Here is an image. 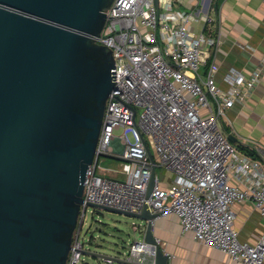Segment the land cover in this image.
<instances>
[{
  "label": "built area",
  "instance_id": "2783aa9c",
  "mask_svg": "<svg viewBox=\"0 0 264 264\" xmlns=\"http://www.w3.org/2000/svg\"><path fill=\"white\" fill-rule=\"evenodd\" d=\"M175 6L177 0H158V5L114 0L106 12L97 42L113 50L115 87L85 177L67 264H80L89 252L81 232L93 203L133 212L149 205L158 217L175 215L184 232L238 264H264V236L254 243L240 240L234 209L249 201L264 216V147H257L258 157L240 150L220 122L228 109L250 97L264 74V55L249 74L229 69L228 88H222L213 56L221 34H207L204 25L197 32L191 24L206 25L211 18ZM120 127L124 133L116 135ZM103 155L121 159L118 167L107 168L120 176L100 171ZM158 166L171 174L167 186ZM137 229L145 233V226ZM101 256L106 263L116 260ZM123 261L155 264L156 251L142 236L130 244Z\"/></svg>",
  "mask_w": 264,
  "mask_h": 264
},
{
  "label": "water",
  "instance_id": "95a60500",
  "mask_svg": "<svg viewBox=\"0 0 264 264\" xmlns=\"http://www.w3.org/2000/svg\"><path fill=\"white\" fill-rule=\"evenodd\" d=\"M113 1L0 0V264L68 262L115 87L113 50L97 42ZM91 206L142 219L155 264H169L149 205Z\"/></svg>",
  "mask_w": 264,
  "mask_h": 264
},
{
  "label": "crops",
  "instance_id": "0c3cea01",
  "mask_svg": "<svg viewBox=\"0 0 264 264\" xmlns=\"http://www.w3.org/2000/svg\"><path fill=\"white\" fill-rule=\"evenodd\" d=\"M177 3L180 9L211 18L206 25L202 21L191 24L197 32L204 25L207 34H221L220 46L213 50V56L220 65L216 79L222 88H228L224 76L229 69L249 74L259 66L264 55V0H177ZM226 119L224 127L229 128L226 133L237 137L233 143L240 150L259 156L257 147H264V74L244 103H236L227 110ZM101 169L102 173L120 176L107 168ZM166 176L169 179L165 180V186L171 174L166 172ZM234 209L240 240L254 243L264 236V216L251 202L237 203ZM154 234L170 254L169 264H238L219 249L197 241L191 232H184L175 215L158 217Z\"/></svg>",
  "mask_w": 264,
  "mask_h": 264
},
{
  "label": "rangeland",
  "instance_id": "374dc122",
  "mask_svg": "<svg viewBox=\"0 0 264 264\" xmlns=\"http://www.w3.org/2000/svg\"><path fill=\"white\" fill-rule=\"evenodd\" d=\"M224 121H227L226 116L220 121L221 127L226 132L227 127H224ZM124 130V127H120L115 129L114 133L121 135ZM126 132L129 140L135 141L132 129L129 128ZM120 162L121 159L117 157L103 155L98 168H116ZM157 172L162 181L166 182V170L158 166ZM139 226H145L144 221L140 218L90 206L83 219L81 232V238L89 252L83 255V261L80 264H110L104 262L101 255L116 258L113 264H127L123 260L128 254L130 244L134 240L142 238L141 230L137 229Z\"/></svg>",
  "mask_w": 264,
  "mask_h": 264
},
{
  "label": "trees",
  "instance_id": "16d2710c",
  "mask_svg": "<svg viewBox=\"0 0 264 264\" xmlns=\"http://www.w3.org/2000/svg\"><path fill=\"white\" fill-rule=\"evenodd\" d=\"M227 130H229V128H227ZM242 149H249V148H247V147H241ZM253 156L254 157H258V156H256V154L255 153H253Z\"/></svg>",
  "mask_w": 264,
  "mask_h": 264
}]
</instances>
